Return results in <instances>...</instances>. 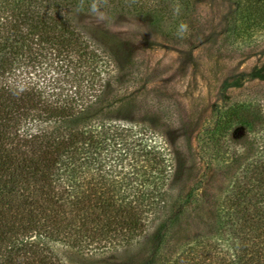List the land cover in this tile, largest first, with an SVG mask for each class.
<instances>
[{
    "label": "trees",
    "instance_id": "trees-1",
    "mask_svg": "<svg viewBox=\"0 0 264 264\" xmlns=\"http://www.w3.org/2000/svg\"><path fill=\"white\" fill-rule=\"evenodd\" d=\"M194 1L0 0V264H264V104L228 101L198 138L222 194H174L175 132L130 43L84 22L149 20L185 45ZM226 3L212 43L260 47L264 0Z\"/></svg>",
    "mask_w": 264,
    "mask_h": 264
},
{
    "label": "rangeland",
    "instance_id": "rangeland-1",
    "mask_svg": "<svg viewBox=\"0 0 264 264\" xmlns=\"http://www.w3.org/2000/svg\"><path fill=\"white\" fill-rule=\"evenodd\" d=\"M194 2L190 40L185 45L166 38L164 28L150 25L149 20L97 15L87 16L84 22L106 25L130 43L134 64L144 70L142 78L154 105L151 113L175 132L171 149L177 152L175 163L183 166L173 184L174 194H194L212 202L228 180L223 170L200 157L198 138L228 101L249 97L264 104V43L241 55L218 49L212 42L222 27L226 0ZM45 72L46 78L39 73L40 82L52 77L53 71Z\"/></svg>",
    "mask_w": 264,
    "mask_h": 264
}]
</instances>
